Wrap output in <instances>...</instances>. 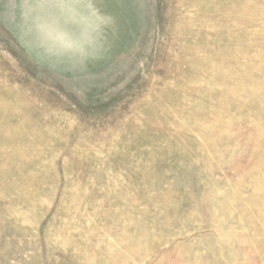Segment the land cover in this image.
Here are the masks:
<instances>
[{"label": "rangeland", "instance_id": "obj_1", "mask_svg": "<svg viewBox=\"0 0 264 264\" xmlns=\"http://www.w3.org/2000/svg\"><path fill=\"white\" fill-rule=\"evenodd\" d=\"M68 2L0 0V264H264V0Z\"/></svg>", "mask_w": 264, "mask_h": 264}, {"label": "clouds", "instance_id": "obj_2", "mask_svg": "<svg viewBox=\"0 0 264 264\" xmlns=\"http://www.w3.org/2000/svg\"><path fill=\"white\" fill-rule=\"evenodd\" d=\"M70 11L82 10L68 0H20L19 14L26 32L35 48L51 59L83 60L94 52L98 39L96 35H81L78 32L70 40L65 33L53 27Z\"/></svg>", "mask_w": 264, "mask_h": 264}]
</instances>
